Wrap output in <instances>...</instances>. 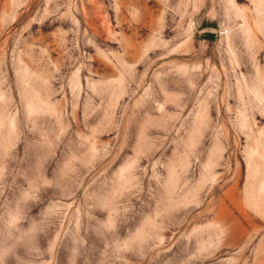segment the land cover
Here are the masks:
<instances>
[{"label": "rangeland", "instance_id": "1", "mask_svg": "<svg viewBox=\"0 0 264 264\" xmlns=\"http://www.w3.org/2000/svg\"><path fill=\"white\" fill-rule=\"evenodd\" d=\"M0 264H264V0H0Z\"/></svg>", "mask_w": 264, "mask_h": 264}]
</instances>
